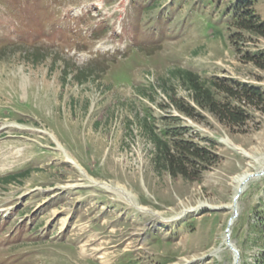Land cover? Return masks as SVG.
Listing matches in <instances>:
<instances>
[{
    "label": "rangeland",
    "instance_id": "obj_1",
    "mask_svg": "<svg viewBox=\"0 0 264 264\" xmlns=\"http://www.w3.org/2000/svg\"><path fill=\"white\" fill-rule=\"evenodd\" d=\"M85 1L102 9L98 17L121 14L140 42L149 32L165 37L88 61L66 53L59 39L0 45V176L27 171L0 183V264H234L237 257L264 264L253 228L264 210V99L244 103L243 121L223 122L169 73L187 68L264 90V68L250 60L263 56L264 35L236 28L240 0ZM255 5L264 19V0ZM6 9L0 3V35L11 37L29 20ZM120 59L134 83L109 75ZM217 87L218 99L238 104ZM173 99L191 105L192 115ZM144 117L171 145L188 139L208 148L205 167L171 175ZM245 171L253 175L230 235L235 177ZM225 233L238 254L228 244L214 250Z\"/></svg>",
    "mask_w": 264,
    "mask_h": 264
},
{
    "label": "trees",
    "instance_id": "obj_2",
    "mask_svg": "<svg viewBox=\"0 0 264 264\" xmlns=\"http://www.w3.org/2000/svg\"><path fill=\"white\" fill-rule=\"evenodd\" d=\"M239 17H236L235 26L240 31L264 35V19L261 17L258 7L255 5V0H240L238 3ZM264 60V54L261 57ZM258 58L251 57L250 60L258 63L264 68V63L260 62ZM261 60V61H262ZM170 75L179 79L184 85L193 102L197 105L206 108L212 113L216 114L221 121L240 122L246 118L243 105L244 103L257 104V101L264 99V90L259 87L250 86L245 83H235L234 85L218 84L215 81H208L202 78L198 73L187 70L186 68L176 67L170 70ZM227 97L236 99L238 104H233L232 100L222 101L214 94V86ZM177 107L185 112L187 115H192V106L185 105V103L178 102L173 99ZM240 102V104H239ZM141 125L145 132L149 135L159 151L157 154L159 161L164 165L166 170L171 175L182 174L189 176L190 167L197 170V167H203V163L209 159L210 151L205 146H201L196 142L188 139L175 140L173 145L169 144L158 134L152 126L148 124L147 119H141ZM179 120V118H174ZM196 167V168H195ZM205 167V166H204ZM26 172L17 174H10L0 177V183H9L17 181L20 177L26 176ZM262 211V210H261ZM259 220L253 223V228L257 230L258 236L254 239L257 242L259 239L264 241V210L258 216ZM264 249V243L261 244ZM264 251V250H263ZM262 259L264 252H261Z\"/></svg>",
    "mask_w": 264,
    "mask_h": 264
},
{
    "label": "bare ground",
    "instance_id": "obj_3",
    "mask_svg": "<svg viewBox=\"0 0 264 264\" xmlns=\"http://www.w3.org/2000/svg\"><path fill=\"white\" fill-rule=\"evenodd\" d=\"M252 173V172H251ZM250 172H243L239 175H237L235 177V182H236V186H235V193H234V196L240 192H242V190L244 189L245 185L247 184V182H245V179L251 174ZM257 176V175H256ZM250 177V176H249ZM250 180V179H249ZM96 182V181H94ZM241 189V191H240ZM239 194V196H240ZM239 196L234 200V197H233V200H232V203L230 205V209L232 210V214H231V219H230V228H229V234L231 232V226L233 224V221L234 219L236 218V216L238 215V210H239V203H238V198ZM235 210H237V214L235 215ZM231 235V234H230ZM228 237L229 235L227 233H225L224 237H223V240L221 242V244L219 246H217L214 250L215 251H220L222 249V246L225 244L227 245L228 244ZM230 239V238H229ZM231 241V240H230ZM234 246V245H233ZM235 257L236 255L234 254V260H235ZM238 258V257H237ZM237 264H239V261H237Z\"/></svg>",
    "mask_w": 264,
    "mask_h": 264
},
{
    "label": "water",
    "instance_id": "obj_4",
    "mask_svg": "<svg viewBox=\"0 0 264 264\" xmlns=\"http://www.w3.org/2000/svg\"><path fill=\"white\" fill-rule=\"evenodd\" d=\"M251 175H253V174H250L249 176H251ZM249 176H248V177H249ZM248 177H247V178H248ZM247 178H246V179H247ZM240 191H241V189H240ZM239 194H240V192L237 193V194L234 196V200L239 196ZM216 208H217V207H216ZM236 214H237V210H235V215H236ZM230 219H231V217L229 218V222H228L229 224H230ZM228 228H229V227H228ZM228 228H227V229H228ZM228 245H229L230 247H232V248L235 250V252L238 254V250L233 246V244L231 243V241L229 240V238H228ZM238 259H239V258H237V259L235 260L234 264H237Z\"/></svg>",
    "mask_w": 264,
    "mask_h": 264
}]
</instances>
